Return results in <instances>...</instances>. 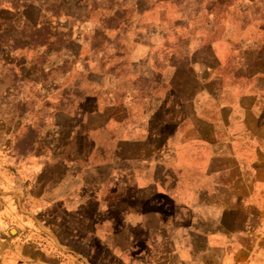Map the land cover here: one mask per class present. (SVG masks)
<instances>
[{
  "label": "crops",
  "instance_id": "obj_1",
  "mask_svg": "<svg viewBox=\"0 0 264 264\" xmlns=\"http://www.w3.org/2000/svg\"><path fill=\"white\" fill-rule=\"evenodd\" d=\"M229 7L181 105L98 62L0 127V264H264V0Z\"/></svg>",
  "mask_w": 264,
  "mask_h": 264
},
{
  "label": "rangeland",
  "instance_id": "obj_2",
  "mask_svg": "<svg viewBox=\"0 0 264 264\" xmlns=\"http://www.w3.org/2000/svg\"><path fill=\"white\" fill-rule=\"evenodd\" d=\"M231 3L0 0V127L21 126L28 113L37 121L39 111L69 106L70 99L46 107L32 100L98 62L118 80L131 77L133 94L169 96L181 105L195 91L184 53L198 45L200 32L214 37L216 24L206 20L225 14Z\"/></svg>",
  "mask_w": 264,
  "mask_h": 264
}]
</instances>
